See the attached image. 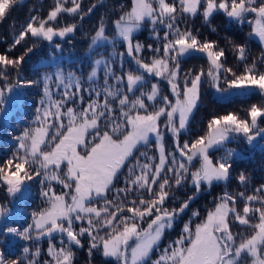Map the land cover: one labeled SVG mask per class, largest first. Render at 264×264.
<instances>
[{
  "label": "snow or ice",
  "instance_id": "6c2138e0",
  "mask_svg": "<svg viewBox=\"0 0 264 264\" xmlns=\"http://www.w3.org/2000/svg\"><path fill=\"white\" fill-rule=\"evenodd\" d=\"M19 2L0 0V22ZM82 2L54 0L46 16L32 15L0 53V119L19 89L42 85L32 125L14 137L15 149L0 162V188L15 198L38 181L45 204L32 212L26 227L0 228V235L31 242L15 258L0 251V264H74V249L84 247L85 235L90 257L98 250L115 264H264V184L251 194L223 192L203 216L192 210L178 236L161 246L166 232L206 186L230 179L236 152L227 145L237 138L249 145L264 139V106L252 104L243 115H213L204 134L181 140L205 82L220 93L257 91L264 96V52L249 62L246 45L232 44L243 64L238 72L226 66L224 48L202 40L199 29L185 21L199 14L214 32L211 18L223 13L241 25L249 23L250 35L264 45V0H129L112 22L114 35L106 34L101 18L91 36L90 54L100 47L115 49L117 41L124 50L93 61L89 87L81 76L59 67L36 80L24 79L21 66L40 41L53 43L54 37L63 39L77 30L76 23L57 27L61 14L82 21L97 7L85 10ZM145 24L155 46L135 39ZM28 37L33 42L25 52L10 56ZM54 48L61 50V45L54 43ZM146 50L150 56L143 54ZM193 53L206 57V71L182 72V59ZM114 56L121 58L119 68ZM125 57L134 67H125ZM169 134L171 150L165 143ZM216 152L222 154L214 158ZM237 179L247 188L248 177L241 173ZM188 186L192 194L177 203L175 192ZM8 213L7 204L0 203V221ZM192 218L199 222L193 224ZM237 224L241 231H233ZM44 238L48 247L42 259L39 242Z\"/></svg>",
  "mask_w": 264,
  "mask_h": 264
},
{
  "label": "trees",
  "instance_id": "16d2710c",
  "mask_svg": "<svg viewBox=\"0 0 264 264\" xmlns=\"http://www.w3.org/2000/svg\"><path fill=\"white\" fill-rule=\"evenodd\" d=\"M97 1V7L94 11L87 15L82 21L79 17H71L67 14H61V17L56 24L57 27L65 24L76 23L78 25V33L69 34L65 38L54 37V42L40 41L33 52L29 53L21 66V75L24 79L36 80L45 72H54L57 67L63 70L65 74L74 72L82 77L84 87H89L87 81L88 73L93 67V61L101 56L108 58L113 52H121L124 50L123 44L117 41L115 49L111 46L100 47L89 53V35L95 31L101 18H103L108 35H114L113 21L118 18L121 8H127L129 0H83L82 7L87 10L90 6L88 3ZM54 7V0H20V2L12 9L10 15L0 22V53H4L13 43L14 39L20 32L23 26H26L32 15L46 16L48 11ZM211 25L215 27V31H211L209 26L204 23L203 17L197 15L189 17L185 21V25L192 27L194 30L199 29L200 38L203 40L216 41L221 48L226 50V66L234 68L236 71H242L243 64L238 62L235 54L232 51V44L246 45L249 62L253 58H258L264 52L258 38L250 35L252 26L245 22L242 25L230 20L223 13H217L211 18ZM184 26V25H182ZM110 27V30H109ZM161 35L163 33L161 32ZM135 39L141 43L156 45L157 41L152 38L150 26L143 27L140 32L135 34ZM33 42V38H26L21 45L16 46L12 50L10 56L17 57L25 52V49ZM231 42V43H230ZM54 43L61 45V50L54 48ZM54 53L55 58L50 55ZM145 56H150L151 53L147 50L143 53ZM116 60L115 67L119 68L121 58L113 57ZM125 67H134L129 63L127 57L124 58ZM204 67L205 71L208 67L206 57L200 53H193L186 56L181 61V70L185 72L189 69L198 71ZM15 75V73H13ZM104 67L101 65L97 69V82L103 83ZM151 80V78H149ZM155 82V81H151ZM150 87L146 85V90ZM162 90L167 91L166 82H161ZM42 85H32L19 89V95L9 102L7 112L0 119V162L16 147L15 136L19 135L26 127L32 125V121L36 114V107L41 99ZM220 96L215 93V89L205 82L201 88V96L198 101L197 108L194 110L188 129L182 134L181 140H192L197 136L204 134L206 131L207 121L213 115L225 114L227 112H239L244 114V110L252 104L264 106V96H261L257 91H240L231 90L223 93ZM87 98L88 93H84ZM154 142V139H153ZM166 147L171 150L173 146L172 138L169 135L165 137ZM227 147L235 150L236 155L232 159L231 177L227 182H214L212 186L205 187L200 195L191 204L190 209L181 217H178L172 229L165 234L161 246L166 245L170 240L176 238L180 233L182 226L191 217V211L199 209L201 215L206 213V210L213 206V200L223 192L228 191L236 193L238 191H246L251 194L252 190L261 184H264V139H258L252 145L245 142L243 138H237L231 141ZM143 151V149H141ZM154 151V149H152ZM222 152L214 153L213 157H218ZM198 166V163H197ZM243 173L248 177V185L245 188L238 182L237 177ZM39 182L30 183V192L24 196L17 195L15 198L9 197L6 191L0 188V202L7 204L9 209L8 217L3 220V226H19L21 229L32 222V212L38 211L45 207V204L40 195ZM193 189L188 186L180 188L175 192L177 203L179 200L185 199L191 195ZM171 204V202H170ZM242 207V202L241 205ZM193 224L196 223L195 218H192ZM243 226L238 224L233 228V231H241ZM59 235L56 236L58 242ZM84 247L75 248L74 264H115L112 258H106L98 250H93L91 257L85 252V244L89 247V238L85 235L82 238ZM31 242L24 241L19 237L12 235H0V251H3L6 256L15 258L20 254L22 247L30 245ZM39 247L42 249L41 258H46V249L48 247V239L44 238L39 242Z\"/></svg>",
  "mask_w": 264,
  "mask_h": 264
},
{
  "label": "rangeland",
  "instance_id": "374dc122",
  "mask_svg": "<svg viewBox=\"0 0 264 264\" xmlns=\"http://www.w3.org/2000/svg\"><path fill=\"white\" fill-rule=\"evenodd\" d=\"M97 2V1H96ZM95 1H92L91 3H88L87 4V6H89V4H90V6L92 5V4H96V5H98L97 3H96ZM148 26H150V25H148V24H145L144 25V27H148ZM109 30H110V27H109ZM112 30H114V27L112 28ZM95 32V31H94ZM94 32L91 34V36L94 34ZM75 33L77 34L78 33V31H75ZM106 34L108 35V29H106ZM91 36L89 35V42H90V40H91ZM215 93H217L218 95H220V96H222V95H224L223 93H220V92H217L216 90H215ZM213 155H214V153H213ZM198 195H200V193L198 194ZM197 195V196H198ZM212 207V206H211ZM210 207V208H211ZM203 216V215H202ZM194 222H199L196 218H195V221ZM83 243V245H84V242H82ZM87 246H88V244L86 243L85 244V247L87 248ZM86 248H85V252L86 253H88V251H86Z\"/></svg>",
  "mask_w": 264,
  "mask_h": 264
},
{
  "label": "water",
  "instance_id": "95a60500",
  "mask_svg": "<svg viewBox=\"0 0 264 264\" xmlns=\"http://www.w3.org/2000/svg\"><path fill=\"white\" fill-rule=\"evenodd\" d=\"M2 226H3V221H0V228H2Z\"/></svg>",
  "mask_w": 264,
  "mask_h": 264
}]
</instances>
